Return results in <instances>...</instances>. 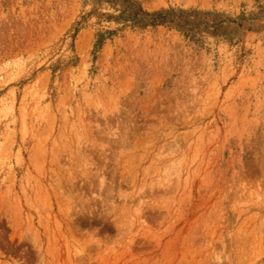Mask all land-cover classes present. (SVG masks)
Wrapping results in <instances>:
<instances>
[{
  "label": "rangeland",
  "instance_id": "1",
  "mask_svg": "<svg viewBox=\"0 0 264 264\" xmlns=\"http://www.w3.org/2000/svg\"><path fill=\"white\" fill-rule=\"evenodd\" d=\"M0 264H264V0H0Z\"/></svg>",
  "mask_w": 264,
  "mask_h": 264
},
{
  "label": "trees",
  "instance_id": "2",
  "mask_svg": "<svg viewBox=\"0 0 264 264\" xmlns=\"http://www.w3.org/2000/svg\"><path fill=\"white\" fill-rule=\"evenodd\" d=\"M145 16L149 17L150 25H163L166 23V17L162 12L154 13V14H145ZM135 18V16H134ZM142 21V20H140Z\"/></svg>",
  "mask_w": 264,
  "mask_h": 264
}]
</instances>
